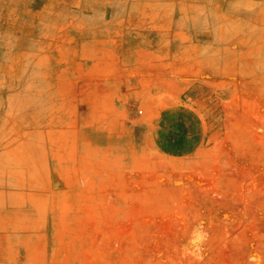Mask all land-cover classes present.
Returning a JSON list of instances; mask_svg holds the SVG:
<instances>
[{
  "label": "rangeland",
  "instance_id": "1",
  "mask_svg": "<svg viewBox=\"0 0 264 264\" xmlns=\"http://www.w3.org/2000/svg\"><path fill=\"white\" fill-rule=\"evenodd\" d=\"M0 264H264V0H0Z\"/></svg>",
  "mask_w": 264,
  "mask_h": 264
}]
</instances>
